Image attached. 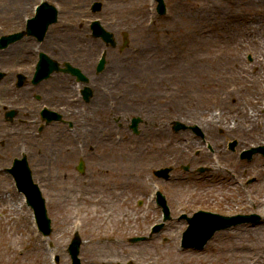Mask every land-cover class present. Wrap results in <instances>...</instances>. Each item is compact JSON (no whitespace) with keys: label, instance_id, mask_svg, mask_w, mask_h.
Here are the masks:
<instances>
[{"label":"rangeland","instance_id":"374dc122","mask_svg":"<svg viewBox=\"0 0 264 264\" xmlns=\"http://www.w3.org/2000/svg\"><path fill=\"white\" fill-rule=\"evenodd\" d=\"M0 1L5 4V12L0 14L3 17L13 12L29 13L30 5L38 0ZM47 1L58 11L57 22L48 29L52 39L64 41L61 33L66 25L74 26L82 32L84 39L79 42L80 46L73 45L78 47L70 49L76 52L77 57L73 62L71 61L72 63L82 62L84 69L94 68L93 65L98 58L97 49H102L104 45L99 39L90 35L89 24L90 21L98 19L105 29L113 33L116 40L114 48L106 49V66L102 72L103 75L101 74L103 77L101 80L105 77L115 79L130 74L132 80L137 83L150 82L153 77H146V72L150 71L149 68L144 70L143 63H139V67L136 66L139 72L134 70L136 73L134 77L135 73H130L121 67L122 60L128 56L137 55H140L139 60L144 58L143 55L147 50L144 52L141 49L142 42L157 39L160 31L166 26L165 20L173 8L187 6L182 9L187 10L191 8L189 3H204V0H164L166 12L158 15L155 12L154 0H99L102 7L95 13L90 10V5L95 0L84 1L81 4L82 8H73L66 0ZM233 1H236L235 8L240 13L233 21L237 24L235 36L238 35L237 30L240 31L241 27L257 25L261 31H264V0ZM13 28L15 25L6 28L3 26V30L0 31L7 32ZM123 33L127 35L125 47H122ZM222 43L221 41L220 45ZM220 45H213V48L219 49ZM236 53L239 59L248 64L254 60V52L251 50L238 49ZM148 61L153 64V75H159L156 71L157 61L149 59ZM128 66L130 68L129 64ZM252 68L254 69V66ZM126 82L129 83L128 77ZM146 89V86L143 88L136 84L132 87L123 82L120 88L117 87L112 92L116 98L119 97V93H125L121 101L116 99V102H121L122 108L118 107L114 111V118L110 120V123L115 126L113 136L117 140L120 139L121 143L114 144V148L106 146L97 148V155H92L88 162L84 160L83 173L77 172V162L73 158L66 167L57 168L53 164L49 177L41 178L39 184L46 199V212L51 219L52 231L49 236L43 237L38 233L33 226L32 212L27 206L17 209L16 212L10 209L9 200L13 205H21L19 203L21 194L16 193L8 175H0V264H70L66 248L73 232H77L84 240L79 253L82 264H116L130 261L134 264H178L186 252L180 255L176 252L174 238H167V242H163L164 237H169L164 231L143 242L131 244L128 241L129 237L134 235H147L150 227L160 221L158 210L151 201V194L155 187L160 188L159 190L165 194L168 203L171 204L211 203L212 209L224 213L237 211V206H243L245 211L255 210L261 214L264 221V171L260 178L251 184L255 198L251 196L255 203L257 201L255 209L245 201L238 186L232 180L234 172L238 173L240 178L245 175L257 177L256 169H259L257 161L264 163V158L261 156L251 163L239 160L238 152L241 149L258 145L248 143L251 135H244L239 130L227 132L223 126L210 130L200 125L210 144V152L208 148L202 146L199 136L189 129L190 126L197 124L186 123L183 119L172 115L164 119L158 108L143 104L141 98ZM235 90L228 101L231 107L229 116L236 114L233 109L237 103L244 104L249 99V95L244 96L241 91ZM156 91L161 93L158 87ZM123 101L127 104L130 102L133 109L124 105ZM204 102L209 105L214 101L212 99L209 101L208 98ZM11 104L18 107L22 105V102L14 98ZM88 114L89 117L84 116V119L97 123V115L93 116V110ZM132 116H140L142 119L137 134L129 129V118ZM173 121H179L185 125L186 129L174 131ZM237 121L238 116L233 122ZM162 123L166 124L165 128L174 143L178 141L186 148L182 156L171 155L165 160H154L148 155H141L140 158L132 154L118 155L126 150L125 147H130L132 144L137 146L154 139L156 144L158 136L152 130L161 128ZM2 124L3 128L8 126L3 122ZM233 139L238 141L237 153L229 151L226 147V141ZM197 149L201 152L199 157H195L194 152ZM88 151H92V148L88 147ZM49 155L50 150H46L44 156ZM214 155L218 159L217 163L212 161ZM50 157L51 155L48 161ZM118 157L121 160H117ZM27 161L32 163L28 157ZM170 165H173L174 170L169 181L164 182L151 175L152 169ZM198 165L210 168L207 178H202L206 173L199 177V173L193 170ZM184 166H188L189 170L183 171ZM261 168L264 170V167ZM38 177L37 174L35 178ZM82 179H86L85 183H82ZM206 196L209 198L206 199ZM208 245V263L203 255L206 252H190L189 256L196 261V264H264V224L254 228L238 226L234 230L217 233ZM52 255L57 256L56 263L52 261Z\"/></svg>","mask_w":264,"mask_h":264},{"label":"bare ground","instance_id":"6f19581e","mask_svg":"<svg viewBox=\"0 0 264 264\" xmlns=\"http://www.w3.org/2000/svg\"><path fill=\"white\" fill-rule=\"evenodd\" d=\"M66 1L73 8H82L81 4L86 0ZM224 2L204 0L203 4L189 3L191 8L187 10H182L187 6L173 8L165 20L166 26L160 31L157 39L142 42L141 49L144 52L147 50L143 55L144 58L140 59L142 62L139 60L140 55L128 56L122 60L121 67L130 73L139 72L136 66L139 67V63H143L144 70L147 68L150 70L146 72V77H153L150 82L137 83L132 80L130 74H125L123 77L115 78L114 83L123 80L124 84L132 87L136 84L143 88L146 86L147 89L143 91L141 98L143 104L158 108L164 119L172 115L183 119L186 123L202 125L205 129L212 130L223 126L227 132L239 130L244 135H251L249 144H264V31H261L257 25L241 27L240 31L237 30L238 35L235 36L237 24L233 21L240 13L235 8L236 1L225 2L228 4ZM4 11L5 4L0 1V14ZM61 36L64 41L54 40V42L67 48L74 47L73 45L80 46L79 42L84 39L82 32L70 25L64 27ZM53 39L51 37L46 39V44H51ZM221 41L222 45H220ZM216 44L220 45L219 49L213 48ZM25 45V43L21 44L22 47ZM238 49L254 52V60L251 64L239 59L236 53ZM148 59L157 61L156 71L159 75H153V64ZM125 76L129 78V83L126 82ZM117 87L120 88L114 84L112 91ZM156 87L160 88V94L156 91ZM235 89L241 91L244 96L249 95V99L244 104L237 103L233 109L236 114L229 116L231 107L228 101L230 96L234 95ZM124 94V92L119 93L118 98L112 95L115 98L114 108L110 110L104 100L107 92L102 90L98 93L90 106L93 108V116L97 115V123L87 125L91 120L82 119L83 125L80 124L79 128L83 138L88 139L89 132L95 130L99 136L96 143L99 145L104 143V137L108 136L104 131L110 134L113 127L110 123L112 117L108 115L118 107L122 108L121 102H116V99L121 101ZM208 98L209 101L212 99L214 102L205 104L204 100ZM122 103L133 109L130 102ZM87 114L88 111L85 115ZM236 116L238 121L234 123ZM105 117H108L107 121L103 120ZM165 123H162L161 128L152 130L158 136L156 144H154L155 139L137 146L132 144L130 147H125L126 150L118 155L132 154L137 158L148 155L154 160H165L171 155L182 156L186 148L178 141L174 143L165 128ZM85 139L83 146L87 144ZM119 143H121L120 139H115V145ZM77 152L80 154V148ZM72 153L77 155L74 149ZM116 159L121 160L119 157ZM37 162L43 164L41 159ZM39 171L40 174L43 172ZM9 203L11 210L16 212L19 209L10 200ZM19 203H23V198Z\"/></svg>","mask_w":264,"mask_h":264},{"label":"flooded vegetation","instance_id":"af4514ba","mask_svg":"<svg viewBox=\"0 0 264 264\" xmlns=\"http://www.w3.org/2000/svg\"><path fill=\"white\" fill-rule=\"evenodd\" d=\"M6 21L10 22L13 26L15 25V27L19 25L17 14H11L6 18ZM39 44L41 46L38 50L33 48L28 52L24 50L22 52L21 48H9V46L3 48V50L9 48L11 51L0 54V70H5V75L0 79V102L1 104H4L5 101L11 102L14 98L22 102L20 107L23 109L16 110V115L22 116L23 114V120L21 121L26 126L20 131L25 137L26 144L30 145V158L44 156L46 150H50L53 164L57 168L59 166L66 167L67 163H70V160L78 155L76 139H82L79 128L81 122L76 120L75 124H72L70 127H64L59 124L45 126L40 119L43 109L57 112H77L80 108L81 99L78 100L75 97L77 86L75 78L64 73H54L48 78L33 82L32 70L22 86L15 88L13 85L16 75L20 72L17 69L23 68L24 74H26L23 65L27 61L34 63L41 52L55 57L60 62L68 60L69 57L66 55L67 51L63 47H53L52 45H47L45 41H40ZM8 109L6 104L0 107V123L6 122L4 116ZM36 112L38 116L35 115ZM36 117L39 118L37 121ZM5 131L0 128V133H5ZM13 133H19V131L7 130V138H0V172L3 170V159L11 157L15 153L14 146L17 143L12 138ZM71 141L72 143L70 144ZM69 148L72 149L70 150ZM73 149L77 155L72 153ZM81 152L80 150V154ZM184 205L187 208L182 213H189L191 206L188 205H191V203H185ZM186 224L187 221L184 218L179 216L175 217L173 233L176 234L184 231L187 227Z\"/></svg>","mask_w":264,"mask_h":264},{"label":"water","instance_id":"95a60500","mask_svg":"<svg viewBox=\"0 0 264 264\" xmlns=\"http://www.w3.org/2000/svg\"><path fill=\"white\" fill-rule=\"evenodd\" d=\"M159 2V7H158V12L159 13H163L164 10V4L162 0H157ZM92 9L95 10H99L100 9V4L99 3H94ZM40 12L46 13L49 15V18L47 21H45L44 27L42 30H28L27 33L28 34H35L38 36H42L47 25L54 22L56 20V11L52 8V6H49L47 4H44V6H42V9ZM35 20V19H34ZM33 20V21H34ZM99 22L98 21H94V23L92 22L91 24V28L93 30V34L95 36H101L106 42H110L111 45H114V41L112 39V34L105 31L100 25H98ZM20 36H22V34H17L14 36H11L10 39L8 38L9 41H12L16 38H19ZM103 66V61L98 65V70H101ZM67 70H70L72 72H76V69H69L67 68ZM85 94H88V89H85ZM138 118L137 119H133V125L132 127L135 130V127L138 123ZM179 127H175V129H177ZM255 150H250L247 152V154L250 156L252 154V152H254ZM20 164V165H19ZM17 165L20 166V170L19 173L16 175L17 178V182L19 185V188L26 194L27 198H28V203L34 208L36 216H37V220L39 223V227L41 230H43L42 232H44L45 234L50 232V228H49V219L46 217V212L44 207H43V200L41 199L40 196V192L37 189V187L32 184L31 178H30V171L27 167V164L25 162V160L23 161H19V163H17ZM169 171V169H162L160 171L155 172L156 175H165L167 174V172ZM245 218L247 217H243V219L245 220ZM244 220L241 219H237V222H242ZM255 221L258 220V217L256 216L254 218ZM230 223H226L224 224V226H228ZM79 239L77 238V236L74 238V240L72 241V243L69 246V253L72 257V260L74 261L73 264H79V260L77 259V254H78V250H79V243L80 241H78ZM199 242H203V240H199L197 239L194 243H192L195 246H198L197 244H200Z\"/></svg>","mask_w":264,"mask_h":264}]
</instances>
